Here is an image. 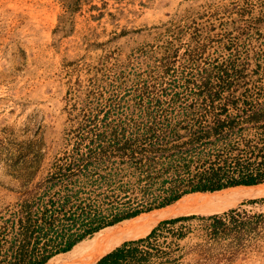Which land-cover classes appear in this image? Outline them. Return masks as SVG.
Masks as SVG:
<instances>
[{"label":"rangeland","instance_id":"obj_1","mask_svg":"<svg viewBox=\"0 0 264 264\" xmlns=\"http://www.w3.org/2000/svg\"><path fill=\"white\" fill-rule=\"evenodd\" d=\"M216 90L219 98L206 102ZM245 100L264 104V0H0V230L24 202L35 212L79 191L73 206L143 208L158 205L174 181L245 159L262 145L261 129L246 121L189 142L223 106L243 114ZM113 134L131 143L133 157L110 151L100 167L46 183L57 166L114 146ZM110 173L117 176L102 185L98 178ZM256 186L248 187L255 197L215 208L150 217L155 209L116 223L151 226L93 246L94 233L78 243L73 264H97L129 241L133 251L117 264H264V220L256 218L264 182ZM230 210L225 230L212 234L210 216ZM57 214V228L72 224ZM178 217L191 218L170 221Z\"/></svg>","mask_w":264,"mask_h":264},{"label":"trees","instance_id":"obj_2","mask_svg":"<svg viewBox=\"0 0 264 264\" xmlns=\"http://www.w3.org/2000/svg\"><path fill=\"white\" fill-rule=\"evenodd\" d=\"M257 22L263 21L262 17L256 18ZM235 67L234 65L232 66ZM236 72H241L236 70ZM228 71L227 69L225 70ZM221 90H216L214 93L210 92L205 97V101L214 103L220 96ZM238 98H228L227 104L237 107ZM245 106L240 109L243 114L230 116L227 112V107L223 106L224 113L219 114L214 120L213 125L208 129L200 125L198 132L192 133L189 140L190 143L203 142L206 138L212 136H218L221 132L228 129H233L235 123L246 121L258 129H261V142L262 145H257L255 150L248 152L245 159H234L232 163L227 166H212L204 169L202 172L195 174L188 180H181L166 190V196L158 205H150L140 208L127 206L128 203L114 204L109 203L107 213L98 205L84 204V201L80 200L79 204L73 206L72 200L79 199V191L72 193H66L59 201L49 200V204L44 207H39L37 211H33L32 204L24 202L20 205V210L14 213L13 217L5 221V225L0 230V264H46L53 256L70 251L75 245L82 240L92 237L94 233L99 230L115 225L116 223H123L128 221H136L132 218L138 215L149 212L155 209L169 207L171 204L178 201L185 196H198L210 192L220 191L230 187L237 186H255L264 182V104L255 103L254 100L241 101ZM205 117V116H203ZM114 146H103L100 144L98 151H90L85 157V161L81 164L75 162L71 163L68 168L63 166H57V170L50 173L46 177V183H51L50 186H54L52 183L55 180H62L63 177L74 176L70 174L76 169H80V172L89 170V166L100 167L105 162V159L109 156L110 151L119 150L123 155L134 156L135 149L128 141L124 144H120V141L116 140L115 134ZM99 139L103 142L102 135H99ZM141 155L142 149H140ZM94 159V160H93ZM151 161V160H150ZM138 162L142 165L144 163L141 157ZM144 165V164H143ZM72 166V167H71ZM76 166V168H74ZM66 170L68 173H63ZM117 173H110L108 176L101 175L98 180L103 184H108L110 180L114 179ZM251 188H259L251 187ZM206 192V193H196ZM195 193V194H191ZM189 194V195H187ZM71 204L72 206H69ZM67 207L69 210H67ZM74 207V210H73ZM87 207L91 209V212H87ZM95 207V208H92ZM142 207V206H141ZM167 207V208H168ZM78 211L81 212L78 214ZM165 211V210H162ZM235 210L225 212L224 215L210 216L212 223V234L223 232L226 228V217H230L231 213ZM62 214L66 221H70L72 224L68 228H57V224H61L62 218L59 216ZM162 213L156 211L151 216H155ZM191 217H178L171 219L172 223L177 221L190 219ZM257 220L263 221L264 214L256 216ZM79 221V223L77 222ZM241 226L245 227L242 223ZM132 241L124 242L120 247L107 253L103 256L97 264H117L120 260L126 259V253L130 254L132 250H129V245ZM115 243H112L102 254L111 249ZM98 250V249H97ZM95 250L94 252H96ZM93 252V253H94ZM92 253V254H93ZM92 254L89 256L91 257Z\"/></svg>","mask_w":264,"mask_h":264},{"label":"bare ground","instance_id":"obj_3","mask_svg":"<svg viewBox=\"0 0 264 264\" xmlns=\"http://www.w3.org/2000/svg\"><path fill=\"white\" fill-rule=\"evenodd\" d=\"M242 190L239 193L234 194H228L229 190L223 189L220 191H215V192H210L206 193L203 195H198V196H185L180 198L178 201L175 203L171 204L160 209H156L157 211H163L159 215L163 216H172L184 212H195V211H200V210H205V209H210V208H215L219 205H223L225 202L230 200L233 197H255L256 193L251 190V188H248L247 186L241 187L237 186ZM234 188V187H233ZM226 193V195H222L221 193ZM196 193H202V192H196ZM195 194V193H191ZM189 195V194H187ZM168 207V208H167ZM148 219V218H147ZM124 225V224H123ZM151 224L146 225V227L139 228H130V227H125L122 226V224H118L115 226H111L105 229H102L98 232L95 233L94 238L91 240V244L94 245H99V244H104L107 242H112L116 240H121L122 238H127L131 236H136L140 235L141 233L144 232V230L148 227H150ZM136 238V237H135ZM89 243V242H88ZM90 244V245H91ZM85 246V244L83 243ZM81 245H75L70 251L65 252V253H60L57 254L56 256H53L51 259L46 264H73L78 262L80 259V253L77 252L78 248Z\"/></svg>","mask_w":264,"mask_h":264},{"label":"crops","instance_id":"obj_4","mask_svg":"<svg viewBox=\"0 0 264 264\" xmlns=\"http://www.w3.org/2000/svg\"><path fill=\"white\" fill-rule=\"evenodd\" d=\"M241 187H243V186H241ZM250 187H258V186L255 185V186H250Z\"/></svg>","mask_w":264,"mask_h":264}]
</instances>
